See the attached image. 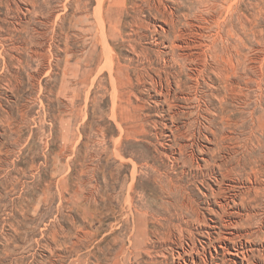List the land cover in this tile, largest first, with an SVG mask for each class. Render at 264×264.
I'll list each match as a JSON object with an SVG mask.
<instances>
[{"label": "rangeland", "instance_id": "374dc122", "mask_svg": "<svg viewBox=\"0 0 264 264\" xmlns=\"http://www.w3.org/2000/svg\"><path fill=\"white\" fill-rule=\"evenodd\" d=\"M0 264H264V0H0Z\"/></svg>", "mask_w": 264, "mask_h": 264}]
</instances>
